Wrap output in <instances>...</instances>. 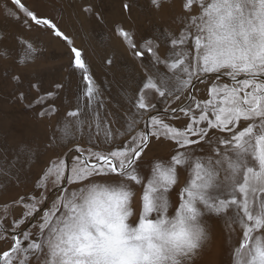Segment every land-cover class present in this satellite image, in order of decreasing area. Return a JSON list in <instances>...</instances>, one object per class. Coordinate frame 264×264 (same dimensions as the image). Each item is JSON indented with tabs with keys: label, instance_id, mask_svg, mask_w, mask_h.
I'll return each mask as SVG.
<instances>
[{
	"label": "snow or ice",
	"instance_id": "1",
	"mask_svg": "<svg viewBox=\"0 0 264 264\" xmlns=\"http://www.w3.org/2000/svg\"><path fill=\"white\" fill-rule=\"evenodd\" d=\"M11 4L5 18L66 45L82 85L66 116L89 143L57 153L54 136V158L36 191L0 205V264H198L213 216L239 228L234 264H264V0H146L148 34L132 15L139 0H121L126 22L113 33L140 73L123 131L112 127L119 113L100 117V88L83 49L47 15L22 0ZM83 12L105 23L95 3ZM9 39L0 29V60L29 68L40 59L27 36ZM104 63L111 69L115 58ZM3 78L24 83L17 71ZM30 87L32 100L23 91L16 100L38 105L42 118L56 114L63 83L43 93L36 82ZM144 161L152 163L150 178L140 172ZM50 185L56 196L49 203ZM10 207L19 210L11 218Z\"/></svg>",
	"mask_w": 264,
	"mask_h": 264
},
{
	"label": "rangeland",
	"instance_id": "2",
	"mask_svg": "<svg viewBox=\"0 0 264 264\" xmlns=\"http://www.w3.org/2000/svg\"><path fill=\"white\" fill-rule=\"evenodd\" d=\"M22 2L50 17L73 39L78 48L83 49L100 88V96L97 99L104 105L100 109V117L103 120L105 113H119L117 119L120 122L114 123L112 127L114 131H123L121 125L126 127L127 121L131 119L127 110L132 106L134 90L140 79V73L134 69L131 57L120 42L121 48L111 47L112 50H110L106 46L111 41V37L119 41L113 33V28L117 23H124V21L123 19H112V16L107 13L109 10H115L117 6L121 12V0H22ZM89 3H95L98 8L102 9L105 23L100 24L95 18L88 17L83 12V8ZM4 5L8 8H15V6L11 4V0H0V29L6 30L9 34V45L13 43L11 36L20 33L40 48L42 54L40 59L29 68H17L12 60H0V181H2L0 184L3 185L6 178V182H10L7 186L0 187V205L18 196L33 194L36 191L41 170L49 157L54 158L48 143L54 136L60 140V144L55 147L57 153L66 150V147L75 142L89 143L88 133L85 132L81 138L73 126V118L66 116L67 111L77 106L82 89L79 73L69 67V52L66 45L51 36L49 31L35 28L31 32L25 31L21 23L5 18ZM132 15L138 19L137 22H140V17L143 18L145 24H137L141 33L148 34L152 31V25L148 23L150 17L146 9V0H139V6L133 8ZM170 15L171 12L166 13L165 18L168 19ZM106 57L116 58L111 69L104 63ZM5 71L20 72L24 78L23 86L17 88L10 80L4 79ZM133 75H135V80L131 79ZM31 82L38 84L41 93L56 90L55 83H63L64 87L56 90L59 92L54 99L58 109L56 114L42 118L38 115L40 111L38 105L29 108L27 101L21 103L16 100L15 97L19 91H23L28 100H32L37 95L36 91L30 87ZM203 94V86H201L198 95ZM120 116H124L125 119L121 120ZM103 130L102 126L101 133ZM122 139L123 137L117 135L113 142L119 144ZM206 147L199 151L205 153ZM151 168L152 163L144 161L140 172L145 178H150ZM55 196L56 192L50 185L47 197L49 203ZM137 196H142V191L138 192ZM175 199L176 192H172L170 201H175ZM14 212L18 214L19 210L10 207L8 212L10 218ZM3 214L4 209L0 206V216ZM133 219L135 217L130 218V220ZM35 222L32 221V223ZM208 224L212 228V240L208 250L203 252L201 258L199 257L198 264H211L208 256L210 251H213L210 249L216 237L218 239L221 237L222 242H228V240L233 242L230 244L232 247L223 264H234V250L237 241L241 239L239 228L230 231L224 219L214 216L208 219ZM28 228L30 231H35L30 225Z\"/></svg>",
	"mask_w": 264,
	"mask_h": 264
},
{
	"label": "bare ground",
	"instance_id": "3",
	"mask_svg": "<svg viewBox=\"0 0 264 264\" xmlns=\"http://www.w3.org/2000/svg\"><path fill=\"white\" fill-rule=\"evenodd\" d=\"M117 7H116L115 10H109L107 14L110 15V16H112V19H114V18L120 19V20L123 19V21L125 23V21H126V15L122 11L120 12ZM139 19H140L139 20L140 22H137V24L144 25L145 22H143L144 21L143 18L140 17ZM136 20H138V19L136 18ZM145 27H146V25H145ZM107 42H109V41L107 40ZM106 46H108V49H110V50H112L111 47H114V49L121 48L119 41L116 40V38H114V37H111V41ZM9 175H10V173L7 175V177ZM6 180H7V178L4 180V184L3 185L0 184V187H2V186L5 187V186L8 185V183H10L9 181L6 182ZM0 182H2V181H0ZM232 243L233 242H230L229 240H228V242H224V241L222 242L221 237L219 239L216 237L215 238L214 245H211V249L210 250H213V251H210V254L208 256V261H210L211 264H223L225 262L227 256H228L229 249L232 247V245H230ZM207 255H208V253H207ZM203 258H205V257H203Z\"/></svg>",
	"mask_w": 264,
	"mask_h": 264
}]
</instances>
